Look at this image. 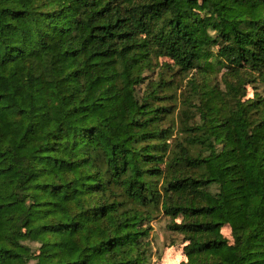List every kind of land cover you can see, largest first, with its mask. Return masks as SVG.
I'll use <instances>...</instances> for the list:
<instances>
[{
	"label": "trees",
	"instance_id": "trees-1",
	"mask_svg": "<svg viewBox=\"0 0 264 264\" xmlns=\"http://www.w3.org/2000/svg\"><path fill=\"white\" fill-rule=\"evenodd\" d=\"M159 216L264 264V0H0V264H150Z\"/></svg>",
	"mask_w": 264,
	"mask_h": 264
},
{
	"label": "rangeland",
	"instance_id": "rangeland-1",
	"mask_svg": "<svg viewBox=\"0 0 264 264\" xmlns=\"http://www.w3.org/2000/svg\"><path fill=\"white\" fill-rule=\"evenodd\" d=\"M162 62L163 60H159ZM263 87L260 85L257 91L261 94ZM254 90L251 87L247 88V97H251ZM169 220L163 216L157 217L150 223L149 242L151 252L149 256L150 264H181L185 261L180 244V237L172 234L168 229ZM222 234L229 240V229L223 228Z\"/></svg>",
	"mask_w": 264,
	"mask_h": 264
}]
</instances>
